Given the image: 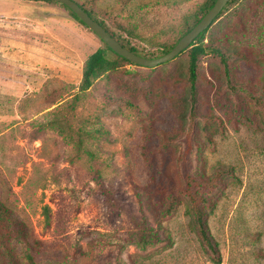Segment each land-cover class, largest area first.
<instances>
[{
    "label": "rangeland",
    "instance_id": "374dc122",
    "mask_svg": "<svg viewBox=\"0 0 264 264\" xmlns=\"http://www.w3.org/2000/svg\"><path fill=\"white\" fill-rule=\"evenodd\" d=\"M207 1L81 0L120 41L152 58L180 40ZM203 44L196 82L203 149L192 147L190 157L194 174L222 172L219 186L205 195L219 257L202 240L185 200L163 220L172 245L144 251L133 243L137 223L157 226L144 193L142 148L155 115L150 100L159 105L151 134L158 144L178 127L171 99L177 91L170 88L162 101L156 95L168 77L188 78V51L154 70L122 62L81 93L85 63L105 43L61 4L0 0V201L43 241L46 256L38 264H264V109L256 93L230 86L213 50L225 51L237 82L261 91L264 0L232 1ZM59 119L76 140L80 130L92 134L83 141L95 159L76 155L50 125ZM184 147L177 140L167 152L172 170ZM93 161L109 196L98 190ZM20 261L28 264L21 255Z\"/></svg>",
    "mask_w": 264,
    "mask_h": 264
},
{
    "label": "trees",
    "instance_id": "16d2710c",
    "mask_svg": "<svg viewBox=\"0 0 264 264\" xmlns=\"http://www.w3.org/2000/svg\"><path fill=\"white\" fill-rule=\"evenodd\" d=\"M22 1H45L60 4L54 0ZM74 1L79 4L86 12H88V14L95 21L99 22L117 41L122 44L123 47L137 55L153 59V56L147 57L146 55L139 53L136 49L129 48L124 42L120 41V39L114 33L110 31L103 20H100L92 10L87 8L86 4L82 3L81 0ZM232 1L234 0H231L229 4ZM215 2L216 0L207 1L206 5L201 11L200 16H194L193 23L187 26V31L182 35V37L191 31L194 26H196L201 21V19L213 7ZM228 5L225 7V9L228 7ZM62 6L68 9L77 21H79L83 26L87 27L69 8L64 5ZM225 9L223 11H225ZM208 30L203 32L190 48L181 53L184 54L188 51L190 58L188 78H184V76L168 77L169 80L163 81V88L156 95V98L162 101L163 99H166L170 88H172L173 91H177L175 96H173L171 99L173 100V107L176 110L178 127L176 130L162 133L161 140L158 143L159 145L153 143L151 140V134L154 131V122L160 120L159 105L157 104V100L155 98H151L150 100L155 115L152 117L150 124L146 127V131H148V134L146 135L147 143L144 144L142 148V157L144 166L148 173V182L145 186L144 193H146L148 196V210L157 226L153 227L146 222L143 224L137 223L136 232L133 236V243H135L138 248L144 251L150 247H154L162 243H168V245H172V238L167 233V229L163 225V220L174 214L178 207L183 203V200H185L188 204L187 213L194 219L195 225L202 240L210 247L214 254L219 257V245L212 235L208 223L210 207H212V204L207 200L205 195L213 193L219 186L222 172H218L214 176H208L205 170H201L200 172L194 174V164L190 157V153L193 151L192 147L194 148L196 146L198 151L203 149V144L200 142L201 140L197 139L196 137L200 131L199 123L197 122L199 116L196 105L198 94L196 82L198 79L199 58L207 52V48L204 46L203 42ZM175 45H173L171 48L164 47L160 51L163 55H165L170 52L175 47ZM218 49L219 48H214L213 50L220 56L221 62L223 66H225L224 72L227 75L230 86L235 89L240 88L248 91V94L250 95L256 93V96L253 97L255 98L258 106L264 109V85L261 87V91L255 92L256 90H253L251 84H242L237 82L235 77L232 75L229 65L230 58L227 56L225 51ZM109 53H112L115 57H110ZM231 55H233V57L238 56L237 53ZM122 62L133 65L126 59L114 53L107 45L105 48L98 49L87 59L85 63L83 78L80 85L81 93L89 91L99 79L105 77L109 72L119 70L122 67ZM154 69L156 68L150 70ZM50 125L52 127H57L59 133L68 142L74 144L76 155L85 153L91 155L94 159L96 158V152L87 149L83 141L85 136H92V134L80 130L77 132L79 137L76 140V136L72 134V130L67 128L69 125L66 122L63 123L59 119L51 122ZM187 126H189L188 131L186 130ZM207 128L208 127L204 125L201 130L205 133L206 137H210ZM154 135L156 134L154 133ZM177 140H184L185 147L183 152L179 154L176 162L172 163L176 166V168L172 170L170 167L171 162L167 158V152L170 150V147H172L173 142ZM94 164H96V166H91V173L93 178H95L98 190L104 195L109 196V188L105 182L103 171L100 168H96L98 165L96 161H93V165ZM45 211L48 224H50V215L48 213L50 211L49 206L45 208ZM42 244V240H37L34 238L29 226L23 220H21L13 210L6 206L4 202L0 201V264H22L20 261V255L22 258L27 260L28 264H38V259H44L46 256L45 251L42 249ZM217 261L219 262L220 260L217 259Z\"/></svg>",
    "mask_w": 264,
    "mask_h": 264
},
{
    "label": "water",
    "instance_id": "95a60500",
    "mask_svg": "<svg viewBox=\"0 0 264 264\" xmlns=\"http://www.w3.org/2000/svg\"><path fill=\"white\" fill-rule=\"evenodd\" d=\"M54 1L69 8L87 26V28L100 38L114 53L135 66L153 69L175 60L181 53L190 48L196 39L212 26L231 0H216L209 12L191 31L178 41L170 52L159 58L153 59L142 57L123 47L119 41H117L99 22L95 21L88 12H86L74 0Z\"/></svg>",
    "mask_w": 264,
    "mask_h": 264
}]
</instances>
